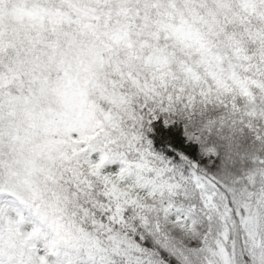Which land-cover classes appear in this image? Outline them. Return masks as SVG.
Here are the masks:
<instances>
[{"label":"snow or ice","instance_id":"snow-or-ice-1","mask_svg":"<svg viewBox=\"0 0 264 264\" xmlns=\"http://www.w3.org/2000/svg\"><path fill=\"white\" fill-rule=\"evenodd\" d=\"M0 264H264V0H0Z\"/></svg>","mask_w":264,"mask_h":264}]
</instances>
